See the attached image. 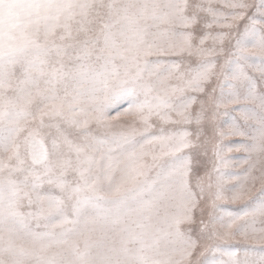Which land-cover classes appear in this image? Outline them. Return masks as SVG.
I'll return each instance as SVG.
<instances>
[{
    "label": "snow or ice",
    "instance_id": "snow-or-ice-1",
    "mask_svg": "<svg viewBox=\"0 0 264 264\" xmlns=\"http://www.w3.org/2000/svg\"><path fill=\"white\" fill-rule=\"evenodd\" d=\"M0 264H264V0H0Z\"/></svg>",
    "mask_w": 264,
    "mask_h": 264
},
{
    "label": "rangeland",
    "instance_id": "rangeland-1",
    "mask_svg": "<svg viewBox=\"0 0 264 264\" xmlns=\"http://www.w3.org/2000/svg\"><path fill=\"white\" fill-rule=\"evenodd\" d=\"M234 210H236V209L234 208Z\"/></svg>",
    "mask_w": 264,
    "mask_h": 264
}]
</instances>
